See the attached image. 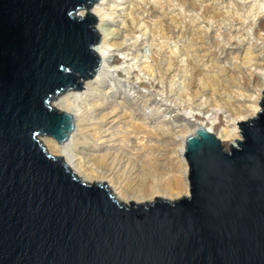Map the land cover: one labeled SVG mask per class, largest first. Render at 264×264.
Returning a JSON list of instances; mask_svg holds the SVG:
<instances>
[{"label": "water", "instance_id": "obj_1", "mask_svg": "<svg viewBox=\"0 0 264 264\" xmlns=\"http://www.w3.org/2000/svg\"><path fill=\"white\" fill-rule=\"evenodd\" d=\"M98 1L0 0V264H264V91L238 146L187 137L175 200L122 201L44 144L74 127L54 101L101 66Z\"/></svg>", "mask_w": 264, "mask_h": 264}, {"label": "rangeland", "instance_id": "obj_2", "mask_svg": "<svg viewBox=\"0 0 264 264\" xmlns=\"http://www.w3.org/2000/svg\"><path fill=\"white\" fill-rule=\"evenodd\" d=\"M101 1L102 0H99L93 5V7L98 3H101ZM114 1H117L118 3H114ZM195 1L198 2V6L200 4V6H202V8L196 9L197 11H188L185 7L181 8L169 1L166 3L164 2V4L163 2L159 3V0H146V2H144V0H105L102 8L107 9L111 4L114 5H112L111 8L112 13H115L114 15L101 17L102 19L104 18V20H110V23L107 22V24L101 22V18L95 15L99 20L96 24V29L98 33L101 34L100 42L97 44L99 46L112 40L117 33L126 34L125 28L123 27V20L127 22L129 20L130 22L132 7H134L133 10L139 17L140 23L138 24L139 29L131 35L132 37L126 39L125 45L122 46V50L117 51L114 50V48H109L108 52L105 53V60L104 62L101 61V66L95 74V76L97 75L98 77L96 76L97 78L93 82V87L91 89H85L87 81L92 80L90 79L85 81L82 90L75 92L83 97L88 93L93 94L90 101L91 104L93 103L98 106L99 110L97 113L99 115H110L107 120L108 123H103L104 140L97 141L92 137V134L88 133L87 141L85 140V143L78 145L76 153H78V158H82V155L98 157L108 155V158L110 156H118L119 160H121V162L119 161L121 163L120 172L124 173L125 178L123 184L132 183L130 184L133 186H130L132 189L137 188L138 185H141L144 181V178L141 176L145 174L143 168L155 164L161 170L170 172L172 169L171 167L176 165V159L172 160L171 154L169 153L172 146L168 151L162 147L165 144V138H170L171 140L174 137V133L180 135L184 128H187L188 130L190 129L188 134V136H190L193 135L199 127H205L206 129L207 127H212V130L214 131H212V133L221 139L220 133L223 129H233V119L236 117L235 113L237 112L236 107L245 111L246 108H249L252 105V103H249V99H247L246 96L239 95L240 92H246L245 87L249 84L247 78H249L250 71L259 77L252 79L251 85L255 88L257 85L261 84L260 81L264 77V53L260 54L264 43L262 40H259L257 45L261 47L252 51V53L247 50L250 46L247 44L248 39H250L252 44H256L257 42L255 38V30L260 31V34L264 37V0ZM108 3H110L109 6ZM205 6L209 8L210 11L219 14L222 13L220 14L221 20L217 23L206 21V19L204 20L202 15ZM224 18H228V20ZM222 19L227 21H225V24H227L228 27L225 29L224 23H221L223 21ZM235 19H239V21L234 22ZM229 24L235 26L233 30H231L232 27ZM197 25L202 26L201 28H203V31L210 26L209 35H207L209 37L206 36L204 39L208 40L209 43L214 40L212 37L217 33V29L221 31L225 30V33H229L230 36L236 35L235 30L239 29V38L241 39L244 38L243 34L246 33V31H249V36L246 37L245 42L241 46L227 48L226 53L220 54L221 52L218 53L214 51L216 48L214 46L212 47V43L199 48L203 41L194 40L197 37V31H195L198 28ZM162 31H170V34L165 35L164 38L162 37ZM103 32L104 35L102 36ZM219 39L221 42H226L227 38H224L223 36L219 37ZM159 43H163L162 45H165V47L161 49L160 46L157 45ZM191 44L193 45L192 47ZM176 47L181 48L182 53L180 54L182 55H178V67L176 68L178 71L172 72L171 76H175V74L178 75L179 72L180 76L175 80L182 77L178 84L182 83L181 87H184V93H186L188 89L186 85L184 86V82L182 81L187 74L190 75L193 72L194 81L190 91L193 92L192 96L195 95L196 98L194 101L197 104H201L203 101L207 100L209 108L203 109V111H200L195 107L189 109L186 103H181L179 106H176L171 101H167L166 95H162L163 93L160 89L161 84L158 86L159 81L156 80V77H149V75H145L144 72L140 73L138 68H132L133 64H140V61H149L152 63L151 55L154 49L158 50L160 48L159 51H161V53L165 52L166 54L170 49H175ZM126 48H131V51H127ZM208 49H210L209 52L207 51ZM183 51L187 53L189 52L188 59L184 56ZM136 55H139L137 59H135ZM256 55H258L259 58L256 59L261 65L258 69H256L255 66H251V63L248 62L250 58L254 59V56ZM169 56H171L170 53ZM233 58H237L236 60L238 64ZM114 59L119 60L118 65L114 64ZM236 65H239V67L236 68ZM121 70L124 71L122 72ZM142 80L145 84L142 83ZM246 94L253 93L246 92ZM229 97H231V99H229ZM179 101L180 100H178L177 104ZM184 105L186 108H184ZM244 117L243 121L251 118L249 113H245ZM74 124L76 125L75 121ZM131 124L144 126L145 130L142 131L140 129V133L135 132L130 129ZM215 126L217 129H214ZM80 128V126H75L73 131L75 135L74 137L80 135ZM238 131V139L242 140L243 138L239 127ZM148 132H150V134ZM169 132L173 134L169 135ZM45 139L46 137L43 138V141ZM124 139H126L127 142H125ZM176 139H178L177 143L180 142V138ZM122 140L124 142H122ZM231 142H233V140L223 142L226 150H229ZM142 143L146 144L145 148L142 147ZM81 161H84L85 169H93L96 172H101L104 169V165L93 164L92 159L91 162H88V159H81ZM97 166H100L101 168H98ZM136 179L142 180L137 181ZM128 180L132 181L128 182ZM88 182H106L116 194L114 187L109 180L97 179L95 181L88 180ZM126 188L128 187L126 186ZM189 193H183L177 198H170V200L188 196ZM157 197L165 198L163 196ZM153 200L148 201L150 202ZM142 202H147V200L141 201L140 203Z\"/></svg>", "mask_w": 264, "mask_h": 264}, {"label": "bare ground", "instance_id": "obj_3", "mask_svg": "<svg viewBox=\"0 0 264 264\" xmlns=\"http://www.w3.org/2000/svg\"><path fill=\"white\" fill-rule=\"evenodd\" d=\"M104 1L105 0H102L101 3H98L95 7L92 6L90 8V13L92 12L93 15L99 16V18L108 17V15H111V16L114 15L115 13H112V10H111L113 4H111V6L107 9L102 8L104 5ZM168 1L176 4L177 6H179L181 8L185 7V9L188 11H190V10L197 11L196 9L202 8V6H200L201 4L198 6V4H197L198 2H196L195 0H159V3H162V2L166 3ZM144 2H146V0H144ZM114 3H118V2L114 1ZM109 4L110 3H108V6H109ZM238 7H239V5H238ZM133 8L134 7H132V9H131L132 12L130 13V15H131L130 22H129V20H128V22L123 20V27L125 28L126 34L117 33L112 40L103 43L102 46L101 45L100 46L95 45L93 47L94 52L97 55H99L102 62H104L105 57H106L105 53L108 52L109 48H114V50H117V51L122 50V48H123L122 46L125 45L126 39L128 37H132L131 35L136 30L139 29L138 24L140 23L139 22L140 19L135 14ZM110 10H111V12H110ZM87 13H88V10H83L81 12V15L85 16V15H87ZM220 14H222V13H220ZM220 14L215 13L214 11H210V9L205 6L204 13H203L202 17L204 20L206 19V21L217 23L221 20ZM193 19H195V18H193ZM224 19H226V18H224ZM226 20H228V18ZM226 20H223L221 22L222 24L224 23V25H225L224 29L228 27V25L225 24ZM235 21L237 22V21H239V19H235L234 22ZM101 22L110 23V20H104V18L103 19L101 18ZM222 24H219V25H222ZM229 25H231V27H232L231 30H233V28L235 26L233 24H229ZM197 26H198V28H197V30H195V31H197L196 32L197 37L194 40L203 41V42H201V45L199 46V48L205 47V45H209L212 43L213 44L212 47L214 46L216 48L214 51L218 52V53L221 52L220 54L226 53L227 48H232L234 46L235 47L241 46L245 42L246 37L249 36V31H246V33L243 34L244 38L241 39V38H239V33H240V31H238L239 29L235 30L236 35H234V36H230L229 33L228 34L225 33L226 32L225 30L221 31V30L217 29V33L214 34V37H212V39H214V40H212V42L209 43L208 40H204V39L206 38L207 35H209V30H210L211 25L208 26L207 29L204 31L202 30L203 28H201L202 26H199V25H197ZM169 32L168 31H162V37H164L165 35H169L170 34ZM103 35H104V32L102 33V36ZM223 36H224V38H227L226 42L225 41L224 42L219 41L220 40L219 37H223ZM226 36H228V37H226ZM207 37H209V36H207ZM106 38H107V36H106ZM255 38L257 40L256 44H252L250 39H248V42H247V44L250 45L247 50L251 51V53H252V51H255L257 48L261 47V46L257 45L259 40H262V42L264 43V37L260 34V31L255 30ZM127 41H129V40H127ZM162 44L163 43H161V44L159 43L157 45L160 46L161 49H163L165 47V45H162ZM135 46H136V44H135ZM192 46L193 45L191 44V47ZM191 47H188V48H191ZM131 48L130 49L126 48V50L131 51ZM160 48L158 50H156V49L153 50L152 55H151L152 63L149 61H142V62L140 61V64H133L132 68H138L140 73L144 72V74L149 75V77L150 76L154 77V78L156 77V80L159 81L158 86H159V84H161L160 89H161V92L163 93L162 95L165 94L167 101H171L176 106L177 105L179 106L181 103L182 104L186 103V105L188 106L189 109H192V107H195L198 110L203 111V109L209 108V105H207V100L203 101L201 104H197L194 101V99L196 97H195V95L192 96L193 92L190 91L191 87L193 85V81H194L193 72L190 75L187 74L185 79L183 78L184 80L182 82H184V86L186 85V87L188 89V90L186 89L187 90L186 93H184L185 92L184 87L183 88L181 87L182 83L178 84L182 77H180L178 80H175L176 78H178L180 76L179 72H178V75L175 74V76H171L172 72L178 71V69H176V68L178 67V58H179L178 55L180 53H182L181 48L176 47L175 49H170L168 51V53H166V54H165V52L161 53V51H159ZM195 48H196V46H195ZM207 51L209 52L210 49H208ZM169 53L171 56H169ZM183 53H184V56H186L188 59V56H189L188 53L189 52L187 53V52L183 51ZM263 53H264V46L261 49L260 54H263ZM206 54H207V52H206ZM180 55H182V54H180ZM209 55H210V53H209ZM138 57H139V55H136L135 59H137ZM254 57H255L254 59L250 58L248 60V62L251 63V66H255L256 69H258L261 67V65L256 58H259V57H258V55L254 56ZM209 58H211V57H209ZM233 59L236 60L237 58H233ZM214 60H215V58H214ZM113 62H115L114 63L115 65L119 64V60L114 59ZM235 62L237 63V60ZM188 65H189V63H188ZM235 67L237 68V67H239V65H236ZM96 76H94L95 78L93 77L94 79L87 81L85 89H91L93 87V82L98 77V76L97 77ZM257 77H258V75H254L253 72L250 71L249 78H247V82L249 84L247 87H245V89H246L247 93L252 92L255 95L246 94V92H240L239 95L246 96V98L249 99L248 100L249 103H252V105L249 108H246L245 111L243 109L241 110L240 108L236 107V109H237V112L235 113L236 117L233 119L234 128L231 130L227 129V128L223 129V131L221 130L222 132L220 133L221 134L220 140L222 143L227 142L229 140H233V142L230 143V146L231 145L232 146H238L237 142L235 141V140H239L238 139L239 138V131H238L239 124H237V123H240L244 120V118H245L244 114L245 113H249L251 118H253L260 111L259 103L262 99L263 91H264V77L260 81L261 84L257 85L255 88L254 86L251 85V83H252V79L257 78ZM142 83L145 84V82H143V80H142ZM165 87H166V92H165ZM189 91H190V93H189ZM70 92H71V95H70ZM70 92L64 94V96L62 95V96L58 97L54 101V105L56 104L55 105L56 108H58L61 111L67 112L73 116L74 121L76 122V125L75 124L74 125L76 127L77 126L81 127L80 128V135H78V137H74L75 136L74 132H73L74 128H75V126H74L73 130L69 133L68 139L65 142L59 143L56 140H54L53 138L46 137V139L44 140V143L47 145V147L49 148V150L53 154H56L57 156H61L64 159V161L66 162V164L74 171V173L76 175H78L79 177H82L84 180H87V181L88 180L95 181L97 179L109 180V182L114 187V190H115L118 198L122 201H125V202H131V201L141 202V201H146V200L148 201V200L155 199V197H157V196H163L165 198H169V199L173 198L174 199V198L181 196L183 193L184 194L189 193V167L187 165V161H186L185 155H184L185 154L184 142L186 141V138L189 134L190 129L189 130L187 128L182 129V131H181L182 134H180V135H177L176 133H174L175 138L173 137L171 140H170V138H165V144L162 147L165 148L166 151H168L172 146L171 150H169V153L171 154L172 160L176 159V165L171 167L172 169L170 170V172L161 170L155 164H154L155 166L151 165V166L145 167V168H143L145 174L143 173L144 175H141L144 178V181L142 183L140 182L141 185L140 184L138 185L136 183L138 185V187L132 189L130 187V186H132V185H130L132 183L123 184L125 182V178H124V173L120 172L121 160H119L118 156L115 155L114 157H112L109 155L110 157L108 158V155L100 156V157L90 156V155L89 156L82 155V158H78L79 157L77 155L78 153H76L77 147L79 144L85 143V140L87 141V139H88L87 134L88 133L92 134V137H94L97 141L104 140L103 123L107 122L110 115L109 114L99 115L97 113L99 110L98 106L93 104V103L91 104V101H90L91 98L93 97V94L88 93L85 97H83L82 95L80 96L79 93H75L77 91H74V92L70 91ZM90 93H91V91H90ZM229 99H231V97H229ZM178 100H180V101L177 104ZM184 108H186L185 105H184ZM125 115H126V113H125ZM201 126H203V125H201ZM130 129H132L135 132L140 133L141 130L142 131L145 130V127L140 126L138 124H131ZM207 129L210 132L213 131L212 127H207ZM214 129H217V127L215 126ZM148 133L150 134V132H148ZM216 133H217V131H216ZM171 134H173V133L169 132V135H171ZM151 135H153V134H151ZM128 137H129V135H128ZM167 137H169V136H167ZM176 138H180V142L177 143L178 139H176ZM124 140H125V142H127L126 139H124ZM122 142H124V141L122 140ZM141 145H143L142 146L143 148L146 147V144L142 143ZM81 159H88L89 160L88 162H91V159H92L93 164H97V165H101V166L104 165V167H103L104 169L101 172H96L93 169L92 170L85 169V165H84L85 163H83L85 160L81 161ZM133 170H135V169H133ZM136 178H138V177H136ZM142 179H139V180H142ZM139 180H137V181H139ZM131 181L128 180V182H131ZM146 181H148V182H146ZM126 186L128 188H126Z\"/></svg>", "mask_w": 264, "mask_h": 264}]
</instances>
